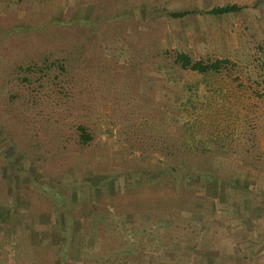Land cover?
Returning a JSON list of instances; mask_svg holds the SVG:
<instances>
[{
    "label": "rangeland",
    "instance_id": "374dc122",
    "mask_svg": "<svg viewBox=\"0 0 264 264\" xmlns=\"http://www.w3.org/2000/svg\"><path fill=\"white\" fill-rule=\"evenodd\" d=\"M117 1L115 6L112 0H36L20 8L11 0H0V22L3 26L24 20L38 27L33 34L0 41V112L4 111L8 96L20 90L16 78L22 75V71L16 72L14 77L13 71L19 66L24 70L44 55L53 61L60 57L77 58L81 62L91 57L108 60L109 67L119 72L110 74L112 83L109 89L114 92L116 84L119 86L129 80V86H133L130 84L135 81L137 85L150 88L156 107L164 109L177 106L188 95L187 87L195 85L200 94L193 100L209 98L217 102L213 104L221 113L238 100L240 102V98L244 99V90L251 87L252 91L260 93L264 89V70H253L254 58H262L264 54V0ZM227 4L242 9L221 16L207 14L210 9ZM167 12L186 14L172 19L166 15ZM111 13H120L119 19L111 24L100 20L96 27L90 29L68 25L73 19L88 16L103 19ZM62 22L65 23L60 24ZM79 45H84L83 50ZM167 50L187 52L194 60L227 58L236 65L233 73L247 88L231 94L227 89L205 87L192 73L184 74L176 84H162L163 75L159 72L141 69L140 74L137 73L140 65L148 62L143 60L152 58L157 61L156 53L164 55ZM82 52L85 54L81 55ZM104 71L100 78L108 77L107 69ZM14 78L15 85L9 87L10 79ZM93 96L69 110L64 108L57 115V128L61 129L58 136L61 137H56L52 131L56 128L53 121L39 113L30 125L32 131L41 129L38 133L41 136L31 141H39L44 136L46 144L58 140L66 146L75 139L74 128L77 125L85 124L90 128L92 143L80 153L56 155L51 163L47 160L49 155L46 156L47 167L43 176L47 171L56 175L63 170L61 174L66 176L72 172L71 181L74 182L65 186L66 189L56 180H49L52 187L45 191L42 185L31 191L19 187L20 199L13 204L4 197L0 173V264H264V195L258 194L259 197L253 198L256 194L252 193L253 196L236 197L238 195L227 188L224 192L231 200L227 210L220 207L215 190L203 192L196 198L204 200L201 208H204L205 224L197 214L178 209L177 214L175 211L169 216L157 208L169 197L180 203L178 191H158L132 183L125 190L110 193L114 188L119 189L116 184L114 187L117 174L126 168L131 172L134 170L131 167H144L140 156L146 154L131 149V141H128L129 132L133 130L129 127L132 122L124 119L131 118L136 109L118 104L115 95L114 102L104 92ZM9 109L11 116H16L17 108L12 105ZM12 123L9 132L15 141L20 145L27 143L29 140L23 134L24 120ZM151 135L154 136L152 131ZM69 138L73 140L68 142ZM0 140L9 146L2 133ZM259 143L263 151V136ZM262 162L263 156L259 151L243 152L229 159L216 155L213 167L215 175L221 179L239 178L264 193V172L252 169L253 165H261ZM69 168L73 169L66 170ZM40 172L35 176L39 177ZM149 183L151 185L152 182ZM93 186L99 187V191H92ZM133 187L138 188L132 194L125 192ZM137 193L149 198L152 212L141 213L138 210ZM206 196L211 202L203 199ZM39 216L44 220L41 222L51 225L53 232L46 229L50 236L39 237L36 234ZM60 225L63 226L61 232ZM227 225H231L229 229ZM57 233L58 238L54 240ZM240 238L244 239L243 242Z\"/></svg>",
    "mask_w": 264,
    "mask_h": 264
},
{
    "label": "trees",
    "instance_id": "16d2710c",
    "mask_svg": "<svg viewBox=\"0 0 264 264\" xmlns=\"http://www.w3.org/2000/svg\"><path fill=\"white\" fill-rule=\"evenodd\" d=\"M34 1L36 0H11V2L18 4L20 8ZM118 2L112 0L115 6L118 5ZM241 9L240 6L227 4L214 7L207 14L221 16L238 12ZM119 14L114 15L111 13L103 19L90 16L77 18L69 21L68 25L90 29L96 27L100 20L103 23L110 24L116 22L120 17ZM185 14L182 12L166 13L172 19L182 18ZM2 23L0 22V41H6L11 37L33 34L38 31L36 25L24 20H16L6 26H3ZM63 23L65 22L60 24ZM94 44L91 46H94ZM78 47L83 50L84 45ZM66 54L70 56V52ZM80 54H85V52ZM164 55H166V58ZM164 55L156 53L157 61L152 58L143 60L148 62L141 64L140 69L136 70L137 73L140 74L139 70L141 69H146L147 72L152 73L159 72L163 75V79L160 81L162 84L165 82L176 84L181 81L180 77L184 74L192 73L200 78L205 87L211 86L212 89L224 91L227 89L226 91H231V94H234L233 91L236 90L243 91L245 87L240 82L241 79L234 74L236 65L227 58L194 60L189 53L179 50H167ZM55 59L57 60L53 61L50 57L44 55L38 61L30 63L24 70L21 66L17 67L12 76L16 72L22 71V75L16 78L20 90L8 96L4 111L0 112V136L2 133L9 142V146H5L3 140H0L1 181L5 190L4 197H7L13 204L20 199L19 187L31 191L32 188L42 185V189L45 191L44 189L51 188V182L56 180L60 181L66 189L65 186L68 187L69 183L74 182L71 181L72 172L66 176L61 174L63 170L58 171L59 173L56 175H52L47 171L46 176H43L47 167L46 161L48 160L51 163L55 160L56 155L66 152L76 151L80 153L93 140L90 128L85 124H80L74 128L75 139L69 138L68 142L73 141L72 143H66L67 146L64 142L58 140L55 143L46 144L44 136L39 141H31L34 137L41 136L38 134L41 129L38 132L30 129L32 120L35 121L36 119V113L51 119L52 124L56 127L52 128V131L56 134V137H61L58 136L61 129L60 127L57 128L59 124L57 115L62 113L64 108L69 110V108L81 104L82 100L94 97V94H101V92L106 93V97L107 95L111 97L112 102H114L113 95H115L119 100L118 104H126L129 108L136 109L131 118L126 119L125 117L124 119L125 122H132L129 127L133 130L129 132L130 139L128 141H131V149L146 154L140 156L144 162V167H131L134 169L131 172L129 168H126L123 172L117 174V178H114V187L116 184L119 189L114 188L110 193L120 191V189L125 190L132 183L139 187L150 186L158 191H178L180 203L175 198L169 197L166 202L158 204L157 208L162 211L163 215L169 216L174 215L175 211L177 214L178 209L179 211L182 209L184 212L199 215L205 224L204 208H201L204 200L196 198L203 192L215 190L221 208H227L230 200L224 192L227 188L231 189L235 196L238 195L236 197L240 195L248 197L252 193L256 194L255 196L252 195L253 198L264 195L262 191H256L255 186L250 187L251 184L249 185L247 181H242L239 178H236V180L221 179L218 175H215L216 172L213 167L216 155H219L221 159H229L233 155L238 156L243 152L253 153L259 151L263 156V162L261 165H253L252 169L264 172V150L262 151L259 143L260 137H264V89L260 93L255 90L252 91L251 87L249 88L250 93L249 89L244 90L243 96L245 98H240V102L238 100L233 106L225 108L221 113L214 106L217 102L213 101V104L209 98L205 101L193 100L194 97L200 94L195 85L194 87H187L188 95L177 106H168L164 109L156 107L157 104L151 99L153 92L150 88H145L143 84L137 85L135 81L130 84L133 86H129V80H125L119 86L116 84V91L114 92L109 89L112 83L109 80L110 74L119 72L109 67L108 60L102 61L92 57L86 59L85 62H81L77 58L69 59V57ZM103 64L106 66L103 67ZM254 65V72L264 70V54L262 58H254ZM104 69H107L106 73H108L106 74L108 77L105 79L100 78L105 72ZM136 71L132 73L135 74ZM10 82L9 87H13L15 78L14 80L10 79ZM100 87H103V90H100ZM105 87L108 89L105 90ZM207 91L210 92L211 90L207 89ZM12 105L18 110L16 116H11L13 114H11L9 107ZM23 120V134L29 141L20 145L10 134L9 131L12 129L9 127L13 125V121L18 124V121L22 123ZM154 122V126H151ZM34 125L37 124L34 123ZM151 131L154 136L151 135ZM47 155L49 157L46 160ZM71 169L73 168L66 170L71 171ZM39 171H41L40 175L36 177L35 174ZM62 179H66L65 181L68 183L63 182ZM150 181L152 182L151 185H149ZM93 187L91 188L92 191H99V187ZM220 187H222V190ZM136 188L138 187H133L125 192L132 194ZM219 189L223 192H220ZM136 196L138 210L141 213L152 212V204L148 200L149 198L142 197V194L138 195V193ZM203 199L207 200L209 197L206 196ZM209 200L211 202V199ZM39 221L40 223L35 226L36 234L39 237L41 235L50 236L46 233V229L53 232L51 225L41 222L44 221L41 216H39ZM219 226H221V223H219ZM230 226L227 225V229ZM62 227L61 225L58 226L61 229L60 232ZM58 235L59 233L51 237L57 240ZM235 235L242 234L235 233ZM242 238H240L241 242L244 240ZM57 251L58 253L61 252V250Z\"/></svg>",
    "mask_w": 264,
    "mask_h": 264
}]
</instances>
